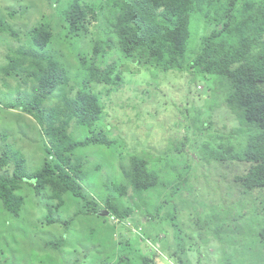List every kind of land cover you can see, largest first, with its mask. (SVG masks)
Returning a JSON list of instances; mask_svg holds the SVG:
<instances>
[{"label": "trees", "instance_id": "obj_1", "mask_svg": "<svg viewBox=\"0 0 264 264\" xmlns=\"http://www.w3.org/2000/svg\"><path fill=\"white\" fill-rule=\"evenodd\" d=\"M42 1L58 12L59 32H55V24L39 10L35 11L39 18L27 32V44L18 46L14 57H7L1 71L23 83L32 82L31 96L22 98L19 105L40 127L45 140L43 150L50 160H44L39 169L28 173L20 152L3 150L0 156L3 209L14 216L19 213L24 200L17 191L22 183H27L44 201L48 224L56 222L53 216L63 206L61 194L64 193L82 201V212L107 213L118 223L132 219L131 205L136 207L135 198L137 203L156 195L161 200L157 206L152 208L140 202L136 208L147 220L161 221L162 211H168L165 219L170 221L174 243L169 256L174 257L175 264H192L187 253L198 245L191 244L193 239L185 234L179 219V211L188 202L183 191L192 190L190 179L197 180V164H241V174L233 176L234 187L228 186L229 194L236 195L239 203L232 205L237 209L236 215H232L231 207L225 209L217 203L215 207L209 206V216L197 219L195 225L206 232L214 223L210 231L220 248L239 247L240 255L236 259L231 261L228 256L218 264H264V198L261 197L264 193V0ZM15 14L12 12L11 17ZM101 19L105 24L99 30L101 36L90 40L89 53L80 51V39L87 25ZM192 24L200 26L192 29ZM199 29L203 33L192 43L191 37ZM0 30L17 40V33L9 24L5 27L0 24ZM64 48L75 59L76 67L65 60ZM113 55L110 64H106ZM128 64L138 66L154 84L162 74L171 72L187 74L188 89L197 80L205 81L208 86L214 78H219L226 90L225 107L234 115L237 126L228 134H221L214 130L211 121H201L204 113L201 108L198 111L190 106L184 110L187 121L183 126L184 136L171 140L169 149L157 156H131L130 170L124 172L126 182L97 202L83 191L80 180L84 162L74 158L73 151L90 145L111 148L117 143L109 140L101 127L104 107L90 85L108 88L107 93L114 91L121 85V70ZM71 70H75L72 76ZM57 94L59 105L45 107L44 102ZM71 127L86 134L74 139L69 134ZM195 146L196 164L190 157ZM255 192L259 195L257 206ZM123 197L129 203L119 207ZM52 201L55 203L50 204ZM241 203H250L249 216L240 213ZM160 235L143 236L141 240L162 243ZM167 245L162 244L161 251L156 253L151 251L150 257L142 256L141 263L156 264L157 258L164 257L163 251H170L166 250ZM198 253L199 258L202 255Z\"/></svg>", "mask_w": 264, "mask_h": 264}, {"label": "rangeland", "instance_id": "obj_2", "mask_svg": "<svg viewBox=\"0 0 264 264\" xmlns=\"http://www.w3.org/2000/svg\"><path fill=\"white\" fill-rule=\"evenodd\" d=\"M32 4L35 6L34 10ZM38 10L55 24V32H59L58 12L42 0H0V24L3 27L9 24L10 29L17 33V40H13L8 34L0 32V156L6 149L20 152L28 173L39 169L44 160H50L43 150L45 140L40 127L19 105L22 98L31 96L32 82L26 84L17 78L6 76L1 69L7 64V57H14L18 46L27 44V32L35 19L39 18V13L35 12ZM12 12L16 13L14 17H11ZM104 25L103 19L87 25L85 35L80 39V51L89 53L90 40L101 36L99 30ZM199 26L200 24H192L191 28ZM202 33L201 29L196 34L193 33L191 42H197ZM63 53L69 65L76 67L75 59L65 48ZM112 57L114 55L107 58L106 64H110ZM121 71L122 83L110 93L106 92L108 88L101 85H90L92 91L99 94L104 107L101 127L107 138L116 140L117 143L111 148L90 145L73 151V157L81 158L84 162L80 180L83 191L97 202L115 193L116 186L126 182L124 172L130 170L131 156H157L169 149L171 140H179L184 136L183 126L187 121L183 115L184 110L190 106L198 111L201 108L204 112L201 121H211L214 130L221 134H228L237 126L234 115L225 107L226 90L219 78H214L209 84L211 86H207L205 81L197 80L188 89L189 76L185 73L162 74L155 85L134 64H128ZM74 72L75 70H71L69 73L72 76ZM55 105H59L58 94L44 102L45 107ZM69 134L74 139H80L86 132L71 127ZM196 151L195 146L192 155L190 153L194 164L198 161ZM242 170L241 164H197V180L191 178L192 190L189 193L183 191V198L188 202L179 211L183 231L193 239L191 244L198 245L196 250H189L187 253L192 264H218L219 261L225 262L228 256L232 261L240 255L238 246L231 249L227 246L220 248L217 238L210 231L214 223L208 226L207 233L200 231L195 223L197 219L204 220L206 214L209 216L208 207H215L217 203L225 209L231 207L232 215H236L237 209L232 205L234 202L238 203L237 197L231 195V192L229 194L228 186L234 187L233 176L240 175ZM17 194L23 197L24 203L16 216L5 211L0 204V264H142L140 258L150 257L151 251H161L162 244H168L169 247L165 248L170 251H163L164 257L157 258L156 264H175L174 257L169 256L174 243L170 221L165 219L168 211H162L161 221L147 220L136 208L143 202L152 208L157 206L161 200L156 195L142 201L140 199L137 203L135 198L133 204L136 207L131 205L134 220L127 219L117 223L110 215L105 216L102 212L95 215L82 212V201L64 193L61 194L63 206L53 216L56 222L48 224L44 201L33 193L27 183L20 185ZM253 195L257 206L258 192ZM113 196L117 197L116 194ZM261 197L264 198L263 192ZM122 199L119 207L129 203L127 198ZM113 200L116 202L115 198ZM53 203L55 201L50 202ZM240 207V213L249 216L250 203H241ZM64 221L69 223L64 224ZM159 233L161 235L158 238L163 240L162 243L141 240L143 236L154 238ZM198 252L202 255L199 258Z\"/></svg>", "mask_w": 264, "mask_h": 264}, {"label": "water", "instance_id": "obj_3", "mask_svg": "<svg viewBox=\"0 0 264 264\" xmlns=\"http://www.w3.org/2000/svg\"><path fill=\"white\" fill-rule=\"evenodd\" d=\"M108 214L107 213H105V216H107Z\"/></svg>", "mask_w": 264, "mask_h": 264}]
</instances>
